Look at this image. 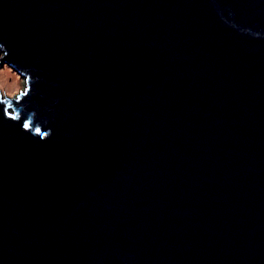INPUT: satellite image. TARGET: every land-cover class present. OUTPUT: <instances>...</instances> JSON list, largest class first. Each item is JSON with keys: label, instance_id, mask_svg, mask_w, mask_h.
<instances>
[{"label": "water", "instance_id": "obj_1", "mask_svg": "<svg viewBox=\"0 0 264 264\" xmlns=\"http://www.w3.org/2000/svg\"><path fill=\"white\" fill-rule=\"evenodd\" d=\"M0 64V264H264V0H0Z\"/></svg>", "mask_w": 264, "mask_h": 264}, {"label": "rangeland", "instance_id": "obj_2", "mask_svg": "<svg viewBox=\"0 0 264 264\" xmlns=\"http://www.w3.org/2000/svg\"><path fill=\"white\" fill-rule=\"evenodd\" d=\"M24 79L7 65L0 64V93H8V98L18 95Z\"/></svg>", "mask_w": 264, "mask_h": 264}, {"label": "snow or ice", "instance_id": "obj_3", "mask_svg": "<svg viewBox=\"0 0 264 264\" xmlns=\"http://www.w3.org/2000/svg\"><path fill=\"white\" fill-rule=\"evenodd\" d=\"M13 118H15V117H13ZM24 126H25L26 128L28 127V125H27V124H25Z\"/></svg>", "mask_w": 264, "mask_h": 264}, {"label": "clouds", "instance_id": "obj_4", "mask_svg": "<svg viewBox=\"0 0 264 264\" xmlns=\"http://www.w3.org/2000/svg\"><path fill=\"white\" fill-rule=\"evenodd\" d=\"M15 95H16V94H15ZM15 95H14V96H15Z\"/></svg>", "mask_w": 264, "mask_h": 264}]
</instances>
